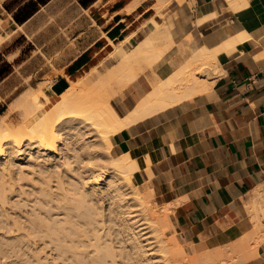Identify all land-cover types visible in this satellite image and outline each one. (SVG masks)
Listing matches in <instances>:
<instances>
[{
  "label": "bare ground",
  "instance_id": "obj_1",
  "mask_svg": "<svg viewBox=\"0 0 264 264\" xmlns=\"http://www.w3.org/2000/svg\"><path fill=\"white\" fill-rule=\"evenodd\" d=\"M172 1L157 0L156 5L161 12ZM151 22L154 29L134 47L126 45L131 36L120 44L110 40L115 48L110 54L119 59L110 71L112 83L108 79L92 91L86 86L92 70L78 79L65 77L64 91L50 89L54 103L49 112L33 99L35 88L13 102L22 110L23 127L13 128L6 115L0 117V253L24 255L32 249L35 260L29 264H46L47 258L30 246L32 235H43L54 242L59 257L72 250L73 264H243L258 255L264 241V184L252 190L248 201L255 224L251 232L233 244L191 255L178 237L174 203L159 204L153 189L141 187L138 172H151L157 161L148 147L113 154V135L210 90L220 54L249 38L243 32L217 48L195 49L167 78L154 73L152 90L123 114L111 98L138 79L144 62L151 67L173 45L166 24ZM0 29L1 48L24 27L8 30L0 18ZM17 206L27 209L10 220L8 209ZM38 209L64 215L47 217ZM88 225L93 226L89 241L94 248L86 253L89 245L81 238L88 236ZM99 225L108 231L100 232Z\"/></svg>",
  "mask_w": 264,
  "mask_h": 264
},
{
  "label": "crops",
  "instance_id": "obj_2",
  "mask_svg": "<svg viewBox=\"0 0 264 264\" xmlns=\"http://www.w3.org/2000/svg\"><path fill=\"white\" fill-rule=\"evenodd\" d=\"M30 1L15 10V24L24 27L21 35H27L25 25L38 11L23 23L17 21L16 14ZM156 3L80 0L82 11L65 28L81 21L87 29L73 35L75 46L64 50L59 66L69 76L94 67L100 56L105 58L110 40L119 43L131 36L126 45L135 46L154 29L152 19L166 24L173 45L148 71L151 77L167 78L195 49L219 47L239 33L249 35L234 51L220 54L210 90L124 129L115 139L119 150L147 146L151 151L157 161L151 166L150 188L160 204L174 203L185 242L203 239L206 249L233 244L254 229L247 205L255 188L264 184V0H173L164 16ZM12 54L0 49V66L12 63ZM152 85L147 75L139 76L120 111L128 112ZM257 252L243 264H264V241Z\"/></svg>",
  "mask_w": 264,
  "mask_h": 264
},
{
  "label": "rangeland",
  "instance_id": "obj_3",
  "mask_svg": "<svg viewBox=\"0 0 264 264\" xmlns=\"http://www.w3.org/2000/svg\"><path fill=\"white\" fill-rule=\"evenodd\" d=\"M24 1L25 0H0V18L4 25V28L12 30L13 28L17 27V24H15L14 22L15 10L18 9V7H20L24 3ZM183 1L184 0H179V2ZM79 2L80 0H51L45 6H39L37 4L31 6L29 10L22 13V16H25L33 9L38 8V11L25 25L27 35H21V33H18L13 37L11 41L6 42L1 46L0 49L3 54H13L9 57L12 63H10V66L7 69H3L0 74V79L1 77L3 78V80H1L0 82V117L6 115L9 123L14 126L13 128L23 127L24 125L21 116L22 110L14 107L16 101L15 103H13L14 100L18 101V97L20 94L26 93L28 92V90H34L36 88L33 99L42 103L43 111L49 112L54 103L53 98L50 95V89L56 90L55 86H57L61 80H65V77L78 79V77L80 76L87 75V72L85 71L89 69L88 67L82 69L76 75L72 74L69 76L67 74V71L59 66L61 64V57L64 54V50L70 51L75 46V43L73 42V35H75V33L81 29H83L84 31H86L87 29L86 22L81 21L80 23H76L75 26L71 25L70 27L65 28V25L70 21H73V18L82 11ZM168 7L169 5L160 12L158 6L155 5L157 12L162 16L165 15L164 11L167 10ZM123 41L124 39L117 44H120ZM156 42L160 43L159 40H156ZM114 49V46L111 45L108 51L105 53V58H102L100 56L95 62L96 65L92 67V69H89V71H92L90 72L88 80L89 85L87 84L86 86H89L92 91H95V88H98L100 86L103 87V85L108 82L107 80L110 78V75L114 76L113 72L111 73L110 71H113L112 69L115 68L119 63V59L110 54ZM19 50L22 51L20 57L13 61V57L16 55V52H19ZM151 67L148 63L144 62L142 68L137 70L138 78L139 76L144 74L147 75V78L151 79L152 77L148 72L149 70H151ZM77 75L80 76L77 77ZM113 81L114 77L112 79H109V83H112ZM135 81L130 83L128 86L123 87L120 92L117 93L118 96L116 95L111 98L112 103L119 110H121L122 104L128 102L127 97L130 96L131 89H133ZM50 83L52 84V86H49ZM128 107L131 108L132 104H129ZM117 136L118 134L113 135L111 138L112 144L114 146V155L122 154L125 152L115 147V139ZM150 171L151 172H149L148 169H143L138 172V179L140 181L141 187L143 188V191L145 192H147L151 187V182H148V180L153 176V172L152 169ZM154 198L159 203L155 193ZM19 199V197L14 198V200ZM24 209L27 208H21L20 206H17L12 209H8V213L11 214L10 220L15 218L20 213V211ZM38 210L47 217L52 215V213L54 215H58L61 218H63L64 215L63 212H59L58 210H54L52 213H47L44 209ZM97 228L100 229V232L102 231L103 233L105 232V229L106 231H108L107 229H109L106 228V226L102 228L101 225L97 226ZM85 232L88 236H84L81 239L85 241L83 242L84 244L89 245L86 250L87 253L89 250L94 248V246L90 245L89 241L90 238H92L93 226L88 225ZM167 233L168 235L173 234L170 230L167 231ZM177 233L178 237L180 236V241L185 244L187 252L189 254L193 255L195 253H198L197 251L204 252L206 250V242L203 239L200 242L192 241L191 243H187L181 237L179 231ZM110 237V239H112V235ZM32 239L33 242H31L30 246L35 250L38 249V252L43 255V258H47L45 261L46 264H53L52 262L54 261L58 264H73L72 250H67L65 254L59 257V250L56 249L54 242H49L46 236L44 237L43 235H32ZM31 250L32 249H26V251H29L27 252V254L22 255L21 253V255L14 256H12V254L10 253L8 255L2 252L0 253V264H29L35 260V256L33 255V252ZM124 264L127 263L124 261Z\"/></svg>",
  "mask_w": 264,
  "mask_h": 264
},
{
  "label": "trees",
  "instance_id": "obj_4",
  "mask_svg": "<svg viewBox=\"0 0 264 264\" xmlns=\"http://www.w3.org/2000/svg\"><path fill=\"white\" fill-rule=\"evenodd\" d=\"M44 1L45 0H37V1L31 0L25 6H23L22 8H20V10L18 11V13L16 14L17 21L20 22V23H23L25 20H27L35 12L36 9H33L32 11H30L29 13H27L25 16H22V13L26 12L27 10H29L31 8V6L37 4V2L43 3ZM9 66H10L9 63H7V62L3 63V65L0 66V74H1V71H3V69H7Z\"/></svg>",
  "mask_w": 264,
  "mask_h": 264
},
{
  "label": "water",
  "instance_id": "obj_5",
  "mask_svg": "<svg viewBox=\"0 0 264 264\" xmlns=\"http://www.w3.org/2000/svg\"><path fill=\"white\" fill-rule=\"evenodd\" d=\"M67 87V82L63 79L60 81V83L55 86V89L58 93H61L65 88Z\"/></svg>",
  "mask_w": 264,
  "mask_h": 264
}]
</instances>
